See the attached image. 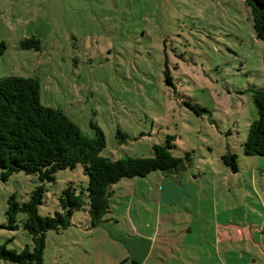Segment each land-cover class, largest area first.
Instances as JSON below:
<instances>
[{
	"label": "rangeland",
	"instance_id": "1",
	"mask_svg": "<svg viewBox=\"0 0 264 264\" xmlns=\"http://www.w3.org/2000/svg\"><path fill=\"white\" fill-rule=\"evenodd\" d=\"M32 37L39 50L22 49L21 42ZM0 42L6 46L0 79H37L43 106L61 110L86 137L94 135L92 124L103 132L100 156L150 158L152 147L168 136L175 158L190 154L184 168L192 200L157 207L161 173L112 186L106 217L122 231L151 236L148 264H155L156 250L164 245H215L217 226L205 214L220 210V225L231 217L246 228L254 221L249 215L258 212L259 195L264 199V157L244 155L243 145L258 117L252 92L264 91V41L255 37L245 0H0ZM166 67L172 86L165 81ZM118 131L127 138L117 137ZM227 153L237 156L236 173L221 162ZM41 184L23 172L3 181L0 170V223L6 222L10 196L26 202ZM68 184L85 204L74 212L73 226L46 234L43 264H75L81 255L76 244L90 232L95 239L103 232L99 226L77 229L89 218L81 165L43 183L39 215L59 211L58 198ZM24 219L18 215L15 231L0 228V246L17 252L32 247ZM245 246L251 251L252 242Z\"/></svg>",
	"mask_w": 264,
	"mask_h": 264
},
{
	"label": "trees",
	"instance_id": "2",
	"mask_svg": "<svg viewBox=\"0 0 264 264\" xmlns=\"http://www.w3.org/2000/svg\"><path fill=\"white\" fill-rule=\"evenodd\" d=\"M250 10L255 37L264 41V0H245ZM24 50H39V40L32 37L21 42ZM6 46L0 42V56ZM165 81L172 86L166 67ZM257 119L249 127L243 153L246 156L264 157V91H253ZM197 113V109L192 107ZM93 137H86L80 128L59 109L43 106L39 97V83L35 78L8 77L0 79V170L1 179L23 172L35 175L42 183L32 190L29 200L18 202L14 195L7 200L6 222L0 228L15 231L19 228L18 215H25L22 228L29 234L32 247L17 252L0 246V262L5 264H43L46 234L61 233L73 226L74 212L82 210L84 201L76 189L68 184L58 198L59 211L52 216L41 217L38 213L46 189L44 182H55L59 171L83 167L88 178L89 228L104 222L110 213L111 188L122 179L146 178L150 173H171L185 169L190 154L175 158L171 150L174 139L168 136L163 144L152 147L150 158H124L111 160L100 156L105 148L103 132L94 124ZM117 137L127 136L117 132ZM237 156L227 153L221 162L234 173Z\"/></svg>",
	"mask_w": 264,
	"mask_h": 264
},
{
	"label": "crops",
	"instance_id": "3",
	"mask_svg": "<svg viewBox=\"0 0 264 264\" xmlns=\"http://www.w3.org/2000/svg\"><path fill=\"white\" fill-rule=\"evenodd\" d=\"M186 170L181 169L160 174V185L156 188L158 196L156 195L154 201L157 203V207L175 205L178 202L193 199L190 188L191 179ZM111 193H113L112 188ZM259 201L260 205L254 204L258 212H251L250 215L249 212L247 213V216L254 218L249 227H241L233 223L232 217L228 218V223L220 225L221 221L218 222V211L220 210H216L213 216L205 214L206 219L213 221V224L217 226L215 245H210L209 242L207 244L205 241H203L204 246L186 244L177 249L164 245L163 248L156 250L155 264H264V199L261 195H259ZM229 211L232 210L228 209L227 213ZM222 213L227 214L224 211ZM193 214L194 217L198 216L196 213ZM158 216L160 217V214ZM109 218L105 217V221L99 225L101 227L99 229L103 232L99 234L98 239H95L93 232H90L88 236H84L83 244H79L80 237L75 235V242L78 243L76 245L79 246L81 255L74 260L70 259L75 264H89L90 261L92 264H148L153 253L151 236L139 234L138 231L131 232L129 229L122 231L121 228H118V222ZM210 221L206 224H210ZM156 223H159V219ZM78 224L77 229L82 231L89 232L93 229L89 228L88 219ZM184 224L188 225L189 223L185 222ZM227 227L230 229H226ZM159 230L160 225H158ZM186 230L190 233L192 229L188 227ZM183 231L185 230L183 229ZM172 232L176 233L174 230ZM95 241H98V244ZM249 241L252 242L251 251H248L245 246ZM256 245H259L263 254L256 249Z\"/></svg>",
	"mask_w": 264,
	"mask_h": 264
}]
</instances>
